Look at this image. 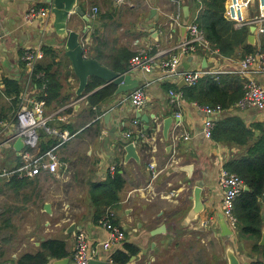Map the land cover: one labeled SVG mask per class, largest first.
<instances>
[{
    "label": "crops",
    "instance_id": "obj_1",
    "mask_svg": "<svg viewBox=\"0 0 264 264\" xmlns=\"http://www.w3.org/2000/svg\"><path fill=\"white\" fill-rule=\"evenodd\" d=\"M77 4L82 14L71 12L69 29L80 33L87 57L97 59L115 72L118 71L113 67L118 59L130 53L129 64L140 49H147L157 64L177 54L178 51L170 49L187 36L181 25L198 16L200 11L190 0H77ZM31 6L50 8L46 0H0V34L3 36L0 85H4L0 90V111L5 124L0 127V167L16 166L24 153L40 156L53 148L57 169L49 172L42 168L39 175L31 178L11 176L0 179V189L5 186L11 194V211L24 216L34 215L33 221L23 220L21 225H17L25 239L22 240L19 234L21 239L11 242L10 251L4 250L0 264L10 262V258L17 259L24 252L40 250L41 243L49 239L63 241L68 264H76L72 255L79 232L85 233L89 245L101 252L100 242L107 238L108 231L100 223L102 216L96 219L95 197L107 189L108 177L115 172L122 176L125 185L117 192V201H112L110 205L113 206L106 207V211L109 209L114 213L112 220L124 228L126 238L112 246V255L116 251L127 250L126 244L132 243L139 251L131 256L128 264H221L219 255L208 257L205 253L206 240L202 233L206 229L213 230L219 247L225 244L226 239L220 235L217 222V214L222 213L224 192L219 184V174L224 163L244 154L247 146L217 142L211 138L212 135L206 138L203 134V111L195 101H187L182 92V88L188 85L179 87L180 77L177 76L159 80L160 68L157 65L148 74L140 69L130 70L128 67L126 70L141 84L148 80L145 100L138 108L126 99L129 93L115 95L116 85L111 96L91 103L88 96L110 84L103 80L102 85L78 97V79L65 56L63 41L52 27L53 14L47 21L34 19L27 22L24 14ZM94 7H97L96 11ZM177 12L180 13L181 24L170 35L168 23ZM255 12L256 5H251L247 14L253 17ZM260 37L256 35V44ZM30 51L35 52L36 67L41 68L43 75H54L61 86L57 100L50 105L45 103L47 124L73 136L59 144L55 137L45 135L40 129L36 145H26L22 156H18L13 142L18 134L16 111L20 96L19 103H14L12 97L5 94L4 83L5 79L16 80L22 88L27 74L24 58ZM162 51L168 52L161 54ZM238 60L223 56L214 58L198 49L195 54L183 57L178 68L179 71L185 70L183 63H186L188 69L231 70L238 69ZM224 73L227 72L204 76ZM254 78L264 86V75ZM44 79L45 75L36 91L30 89L29 96L40 97L44 93ZM165 82L175 87L166 89ZM170 89L182 93L179 103L171 100ZM106 114L110 115L107 123L103 120ZM138 114L146 115L147 122ZM223 115H238L246 125L264 123V109L238 108L234 104L216 116L215 122ZM169 116L173 121L169 139L164 140L163 121ZM135 118L137 124L133 123ZM111 127H116L113 135L110 134ZM126 130L133 135L129 139L122 136ZM173 133L181 136L175 143ZM186 134L189 138L183 139ZM259 134L256 130L255 137ZM50 139L56 142L44 150L42 143ZM120 142H135L139 161L126 159L124 144L120 145ZM151 162L159 172L155 179H152L148 167ZM112 165H115L114 171H110ZM198 181L204 182L201 196L205 209L196 222L180 227L181 220H177L192 206V189ZM102 200L106 197L101 196ZM45 203L51 205V213L44 210ZM103 208L105 210V206ZM71 224L76 225L75 230L70 231ZM162 224L166 226L165 232L150 234ZM231 240H234L237 256L244 258L245 264H249L251 258H258L246 240L235 236ZM101 256L102 252L99 253ZM54 259L50 258V264Z\"/></svg>",
    "mask_w": 264,
    "mask_h": 264
},
{
    "label": "built area",
    "instance_id": "obj_2",
    "mask_svg": "<svg viewBox=\"0 0 264 264\" xmlns=\"http://www.w3.org/2000/svg\"><path fill=\"white\" fill-rule=\"evenodd\" d=\"M199 1V0H198ZM226 0L224 16L226 19L231 21L236 28L255 26V33L258 36L264 34V0ZM179 3V2H178ZM251 5H256V12L253 17L248 16ZM200 7H198V10ZM97 7H94V11ZM180 13L171 16L168 28L170 35L174 29L181 24ZM50 8L31 6L24 14L25 21H32L34 19L48 20L50 18ZM197 16L195 15L191 21L181 26H185L187 36L178 43L175 47L170 50L178 51L177 54H172L170 57L161 60L158 64L154 60V56L149 54L147 49H140L135 54L129 63L130 70L140 69L143 73L148 74L152 72L155 65L160 68L159 80L166 81L172 77L183 78L187 85H195L201 77L206 74L213 72H227V73H238L245 78L244 81V93L235 103L238 108L253 107L260 110L264 109V86H262L254 77L256 75H264V53L259 49L253 53H248L244 57L238 60V69L231 70H208L203 67L195 69H185L179 71V65L183 57L195 54L198 49L209 53L212 57H222L219 50L211 45L206 39L204 31L200 28L196 22ZM3 40V36L0 34V44ZM168 50V51H170ZM168 51L160 52L165 53ZM25 65L27 74L25 76L22 90L20 93V105L16 111V119L18 123V135L23 137L25 146H35L38 140V130L42 129L46 134L55 137L59 144H63L69 141L73 134L60 130L58 128L51 127L47 124L45 117V102L44 99L39 97L29 96L30 89L36 91L37 83L34 78L42 79L44 76L42 72H36V54L34 51H30L25 54ZM1 84V82H0ZM148 86V80H145L138 88L132 90L127 100L135 108L143 105L145 100V90ZM2 87V88H1ZM4 88V85H0V90ZM171 100L176 103L180 102L182 97L181 92H177L173 89L169 90ZM197 106L204 113L203 122V134L206 138H210L212 130L215 126V117L220 115L223 111L220 105H198ZM25 107V110H22ZM180 117V114H176ZM134 124H137V118L133 120ZM5 124L0 121V127ZM155 129V128H154ZM125 139L131 138L132 132L126 130L122 135ZM181 136L177 133L172 134L173 142ZM189 136L183 135V139H188ZM58 146V145H55ZM24 149V148H23ZM23 152L21 151L22 156ZM151 171L152 179H155L158 175L156 165L154 162L148 164ZM42 168L49 172H55L57 169V158L53 153V148L48 150L45 154L40 156H31L28 153H24L22 161L14 167H0V179L18 176L24 177H35L39 175ZM115 170V165L110 167V171ZM219 184L224 189L221 211L224 215L228 225L233 229L236 228L237 219L233 214V205L235 198L241 193L244 187L243 179L236 173L230 172L225 168H222L219 174ZM114 213L111 210H107L106 213L100 218V223L108 231L106 239L100 242V249L102 256L99 257L98 250L92 248L87 240L85 233L79 232L75 237V246L73 250V260L76 264H87L90 259L103 258L107 261V264H116L112 258V246L120 243L125 239V230L120 225L113 223ZM104 252V253H103ZM9 264V263H6Z\"/></svg>",
    "mask_w": 264,
    "mask_h": 264
},
{
    "label": "trees",
    "instance_id": "obj_3",
    "mask_svg": "<svg viewBox=\"0 0 264 264\" xmlns=\"http://www.w3.org/2000/svg\"><path fill=\"white\" fill-rule=\"evenodd\" d=\"M190 1L195 6L194 8L200 7L196 22L204 31L206 39L219 50L223 57L240 59L258 49L264 53V34L261 35L257 44L252 45L247 42L249 27L236 28L231 21L225 18L226 0ZM129 56L131 57L130 53L118 59L113 69L118 72H125L129 67ZM36 72H42L41 68L36 67ZM44 75L45 89L39 98L44 99L45 103L50 105L57 100L61 86L54 75L48 73H44ZM34 81L39 86L42 79L34 78ZM244 81L245 78L238 73H224L217 76L207 75L201 77L195 85L182 88V92L187 101H195L198 105H220L223 110H228L243 95ZM102 82L99 78L90 77L84 93L102 85ZM4 84L5 94L12 97L14 103H19L21 85L16 80L7 79H5ZM164 86L166 89L175 87L168 82H165ZM115 89L114 84H106L89 95L88 100L91 103H97L105 97L111 96ZM3 119L4 115L0 111V121ZM256 130L260 134L255 137ZM45 135L47 134L45 133ZM211 138L217 142L247 146L244 154L226 161L224 168L238 174L247 187L234 200L233 214L237 219L236 238L246 240L251 251L258 254V258L255 260L251 258L249 264H264V245H259L262 228L264 227V123L256 122L246 125L238 115H223L215 122ZM55 142L56 140L50 139L47 143H42L43 149H47ZM123 144L120 142V145ZM123 185H125V180L118 172L108 177L107 189L101 195L95 197L96 219L103 216L106 207L113 206L110 205L112 201H117V192ZM101 196L106 197V200L100 201ZM113 223L116 224L114 221ZM64 247L65 243L63 241L49 239L41 243L40 250L34 253L24 252L17 259L10 258V262L7 261V263L50 264V258L60 259L68 256ZM126 249L125 251L119 250L113 253L112 258L116 264H128L131 256L136 255L139 251L132 243H127ZM4 255L5 251L0 248V259Z\"/></svg>",
    "mask_w": 264,
    "mask_h": 264
},
{
    "label": "water",
    "instance_id": "obj_4",
    "mask_svg": "<svg viewBox=\"0 0 264 264\" xmlns=\"http://www.w3.org/2000/svg\"><path fill=\"white\" fill-rule=\"evenodd\" d=\"M46 2L49 4L50 12L54 16L52 27L57 33L59 39L63 41L65 56L70 60L72 70L78 79V86L76 89V95L78 97L82 96L85 92L90 77H96L103 80L104 82H110L116 85L117 89L115 91V95L130 93L132 90L138 88L141 85L138 79L136 80L132 78L130 71L115 72L100 63L97 59L87 57L85 55V50L80 39V33L75 30L69 29L71 12L82 14L81 7L77 4V0H46ZM251 2L255 3L254 0H252ZM184 10L187 12V6H185ZM183 28L185 29L186 27L184 26ZM247 42L252 45L256 44L255 26H250ZM183 66L185 69H188L189 65L183 63ZM179 80V87L187 85L183 78H180ZM22 110H25V107H23ZM140 116L147 122L148 118L146 117V115L138 114V117ZM109 117L110 115L106 114L103 117L104 122L107 123ZM172 121L173 117L171 116L165 118L163 121L162 135L164 140L169 139V132ZM115 130L116 127H111L110 134L113 135L115 133ZM24 147L25 142L23 140V137L18 135L13 142V148L17 151L18 156L21 155V151ZM123 149L125 151L126 159L134 158L139 161L135 142L126 143L123 146ZM187 170L190 173V169ZM203 183V181H198L197 184L193 187L191 195L192 206L185 212L183 217L178 220H181V222L179 223L181 227L188 226L192 221L196 222L199 218V215L204 211L205 205L201 196ZM245 189H247L246 186ZM44 210L47 213H51V205L49 203H45ZM217 222L220 229V235L222 237H225L226 239L224 248L227 263L242 264L240 258L237 256L234 244L231 242V238L234 235V230L228 225L224 215L221 212L217 214ZM75 228L76 225L71 224L70 231L75 230ZM165 231L166 226L165 224H162L159 227L151 230L150 234L156 235ZM259 245H264V227L262 228V236L259 241ZM68 261L69 259L65 257L54 259L51 264H68ZM87 264H107V261L103 258L90 259Z\"/></svg>",
    "mask_w": 264,
    "mask_h": 264
},
{
    "label": "rangeland",
    "instance_id": "obj_5",
    "mask_svg": "<svg viewBox=\"0 0 264 264\" xmlns=\"http://www.w3.org/2000/svg\"><path fill=\"white\" fill-rule=\"evenodd\" d=\"M10 203H11V194L7 191L6 187L4 186L0 191V246H3L4 248L3 247L0 248L6 251L11 250L12 247L10 246V244L14 239H21L22 236L21 229L17 228V225H21L23 220L33 221L32 217L34 216L32 214L24 216L20 213L12 212ZM233 230H234L233 236H235L236 238V228H233ZM202 234H203L202 236L206 240L205 246L207 248V251L205 253H208L207 254L208 257L209 255H213V254L216 256L219 255L222 258L221 264H226L227 259L225 256V248H224L225 244H223L222 247H219L217 242V235L213 230L206 229L205 231H203ZM24 239L25 238L23 237L22 240ZM231 242L234 243V240H232ZM240 260L242 264L245 263L244 258L241 257ZM223 261H226V263L225 262L223 263ZM212 264L214 263L212 262Z\"/></svg>",
    "mask_w": 264,
    "mask_h": 264
}]
</instances>
